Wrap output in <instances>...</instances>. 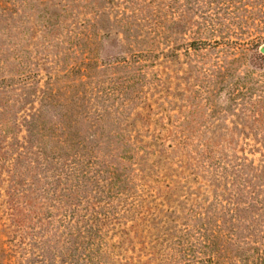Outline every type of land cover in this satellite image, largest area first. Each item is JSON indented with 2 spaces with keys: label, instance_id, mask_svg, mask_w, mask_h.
<instances>
[{
  "label": "trees",
  "instance_id": "trees-1",
  "mask_svg": "<svg viewBox=\"0 0 264 264\" xmlns=\"http://www.w3.org/2000/svg\"><path fill=\"white\" fill-rule=\"evenodd\" d=\"M111 3L0 0V22L8 26L1 31L8 48L0 52V70L8 76L0 79V88L8 98L10 223H26L30 213V223H74L78 236L88 237L90 264L107 251L102 228L89 223H195L186 224L174 247L186 258L181 264H264V128L237 132L254 142L246 143L243 155L219 143L229 131L214 130L198 135L199 144L193 148L197 153L182 152L178 162L170 160L167 149L175 155L194 146L189 144L196 139L194 133L181 129L167 148L162 132L144 134L135 118L129 121L124 108L132 99L124 98L120 107L114 103L115 92L105 94L103 76L126 69L132 61H98L92 55L94 40L100 32L135 31L143 25L132 16H112L107 11ZM10 24L34 28L16 31ZM42 41L47 47L65 45L73 63L55 61V69L48 67L40 85V68L47 61H36L33 52L28 57L25 47ZM263 67L264 61H257L256 76L252 70L243 75L225 67L219 71L220 83L229 88L227 107L251 110L255 122L264 117ZM248 153H259V160ZM200 171H205L206 185L217 189L208 202L191 197V184L199 181ZM138 179L141 186L153 187L149 179L165 184L169 194H152L145 207ZM180 189L187 193L184 200L168 197ZM81 223L89 225L83 229Z\"/></svg>",
  "mask_w": 264,
  "mask_h": 264
},
{
  "label": "rangeland",
  "instance_id": "rangeland-1",
  "mask_svg": "<svg viewBox=\"0 0 264 264\" xmlns=\"http://www.w3.org/2000/svg\"><path fill=\"white\" fill-rule=\"evenodd\" d=\"M112 1L114 4H107L112 16H132L142 20L143 25L135 27V31L100 32L94 40L92 55L98 61H132L126 69L116 70V73L109 71L103 76L105 94L115 92L114 103L120 107H124L121 105L124 98L132 99L124 108L129 121L135 118L136 127L144 130V134L162 132L166 147L176 142L172 137L179 138L181 129L194 133V142L189 140L194 146L180 149L175 155L172 148L167 149L174 163L182 159V152L197 153L193 148L199 144L198 135L204 131L216 130L219 134L229 131V136L219 143H226L228 151L243 155L242 148H249L246 143L254 142L240 137L237 132L250 127L264 128V117L255 122L251 110L227 107L229 88L220 83L219 71L225 67L236 75L249 70L255 71V76L259 73L257 61H264L261 51L264 47V0ZM15 25L9 27L16 31L34 28L32 24ZM7 30L8 26L0 22L1 53L8 48V38L1 31ZM42 42L36 47L32 44L25 47L27 56L33 52L36 61H47L40 68V85L47 78L48 67L52 65L55 69V61L73 63L72 51L65 45L47 47L46 42ZM4 71L0 70V79L8 76ZM260 81V93L264 95V75ZM7 99L0 88V264H90L85 243L88 237L78 236L74 223H30L32 213L26 223H10L12 218L6 202L11 175L6 148L9 139L5 125ZM248 154L250 159L260 158L259 153ZM204 172L200 171L199 181L191 184V197L205 198L208 202L217 189L206 185ZM148 181L153 187L148 183L141 186L142 181H137L145 207L150 205L152 194H169L165 184L153 179ZM231 184L229 180L230 188ZM223 190L224 186H220L218 193ZM185 194L180 189L168 197L180 196L182 201ZM89 224L102 228L101 238L107 251L96 256L94 264H181L186 258L174 247L183 236L186 224L193 226L195 223ZM220 224L225 228V223Z\"/></svg>",
  "mask_w": 264,
  "mask_h": 264
},
{
  "label": "water",
  "instance_id": "water-1",
  "mask_svg": "<svg viewBox=\"0 0 264 264\" xmlns=\"http://www.w3.org/2000/svg\"><path fill=\"white\" fill-rule=\"evenodd\" d=\"M261 51L264 53V47L261 48Z\"/></svg>",
  "mask_w": 264,
  "mask_h": 264
}]
</instances>
